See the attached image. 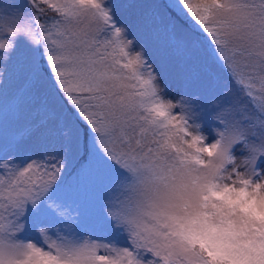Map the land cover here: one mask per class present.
Returning a JSON list of instances; mask_svg holds the SVG:
<instances>
[{
    "label": "snow or ice",
    "instance_id": "obj_1",
    "mask_svg": "<svg viewBox=\"0 0 264 264\" xmlns=\"http://www.w3.org/2000/svg\"><path fill=\"white\" fill-rule=\"evenodd\" d=\"M209 150L264 176V0H0V264H264Z\"/></svg>",
    "mask_w": 264,
    "mask_h": 264
},
{
    "label": "clouds",
    "instance_id": "obj_2",
    "mask_svg": "<svg viewBox=\"0 0 264 264\" xmlns=\"http://www.w3.org/2000/svg\"><path fill=\"white\" fill-rule=\"evenodd\" d=\"M205 160L210 166L213 183L219 185L221 194L227 190L224 185H235L236 192L231 193L232 198H239L241 189L247 188L246 196L253 202L257 214H264V176L257 178L249 160L246 157L225 156L222 151L209 150ZM241 180L249 183L243 185Z\"/></svg>",
    "mask_w": 264,
    "mask_h": 264
},
{
    "label": "rangeland",
    "instance_id": "obj_3",
    "mask_svg": "<svg viewBox=\"0 0 264 264\" xmlns=\"http://www.w3.org/2000/svg\"><path fill=\"white\" fill-rule=\"evenodd\" d=\"M16 2H18V0H16ZM238 157H239V155H238Z\"/></svg>",
    "mask_w": 264,
    "mask_h": 264
}]
</instances>
